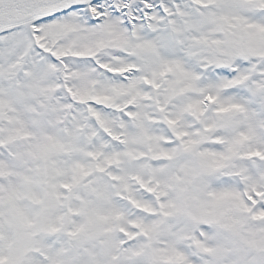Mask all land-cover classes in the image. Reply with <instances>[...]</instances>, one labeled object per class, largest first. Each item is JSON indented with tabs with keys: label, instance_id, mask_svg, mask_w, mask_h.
Listing matches in <instances>:
<instances>
[{
	"label": "snow or ice",
	"instance_id": "1",
	"mask_svg": "<svg viewBox=\"0 0 264 264\" xmlns=\"http://www.w3.org/2000/svg\"><path fill=\"white\" fill-rule=\"evenodd\" d=\"M0 264H264V0H0Z\"/></svg>",
	"mask_w": 264,
	"mask_h": 264
}]
</instances>
